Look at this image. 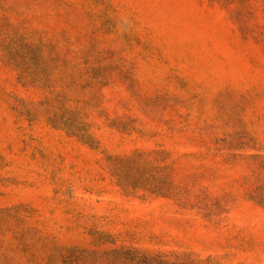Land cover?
<instances>
[{"label":"rangeland","instance_id":"rangeland-1","mask_svg":"<svg viewBox=\"0 0 264 264\" xmlns=\"http://www.w3.org/2000/svg\"><path fill=\"white\" fill-rule=\"evenodd\" d=\"M0 264H264V0H0Z\"/></svg>","mask_w":264,"mask_h":264}]
</instances>
